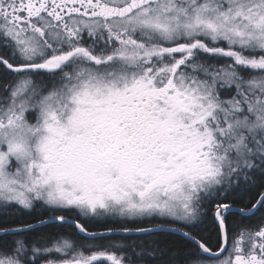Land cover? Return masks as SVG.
<instances>
[{
    "label": "snow or ice",
    "instance_id": "6c2138e0",
    "mask_svg": "<svg viewBox=\"0 0 264 264\" xmlns=\"http://www.w3.org/2000/svg\"><path fill=\"white\" fill-rule=\"evenodd\" d=\"M0 264H264V0H0Z\"/></svg>",
    "mask_w": 264,
    "mask_h": 264
}]
</instances>
